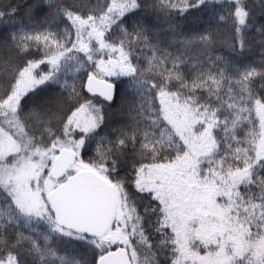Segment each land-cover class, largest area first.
<instances>
[{"label": "snow or ice", "instance_id": "1", "mask_svg": "<svg viewBox=\"0 0 264 264\" xmlns=\"http://www.w3.org/2000/svg\"><path fill=\"white\" fill-rule=\"evenodd\" d=\"M0 264H264V0H0Z\"/></svg>", "mask_w": 264, "mask_h": 264}]
</instances>
